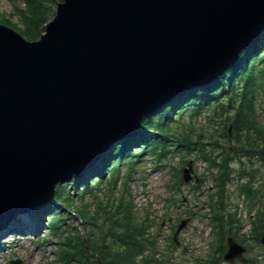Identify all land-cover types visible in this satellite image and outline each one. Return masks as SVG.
Returning a JSON list of instances; mask_svg holds the SVG:
<instances>
[{
    "label": "water",
    "instance_id": "1",
    "mask_svg": "<svg viewBox=\"0 0 264 264\" xmlns=\"http://www.w3.org/2000/svg\"><path fill=\"white\" fill-rule=\"evenodd\" d=\"M263 28L264 0H64L38 40L0 24V227Z\"/></svg>",
    "mask_w": 264,
    "mask_h": 264
},
{
    "label": "rangeland",
    "instance_id": "2",
    "mask_svg": "<svg viewBox=\"0 0 264 264\" xmlns=\"http://www.w3.org/2000/svg\"><path fill=\"white\" fill-rule=\"evenodd\" d=\"M56 1L61 0H41L43 5L52 11L55 10ZM24 5L25 0H0V23L8 22V26L15 30L21 29V18L17 11L24 9ZM50 9L47 13V16L49 15L47 20L51 18ZM256 102L259 122L264 125V92L259 94ZM207 113L209 111L205 109L202 112L203 115L193 121L187 119L186 115L184 117L186 130L191 129L201 135L204 141H208L211 135H216L223 127V123L216 120L217 117H208ZM220 140L223 141L222 138ZM222 145L232 150V142L223 141ZM213 152L214 154L219 153L216 148ZM172 155L173 153H169L158 161L151 156H145L143 161L135 165L136 169L129 173L126 172L127 161L124 160L121 162L122 166H119L117 183L113 188L101 184L100 187H94L92 191L82 192L83 197L79 196V192L75 189H71L68 182H65L62 186L63 191L72 199V203L68 207L71 214L64 210L67 206L62 201L58 203L64 208V213L69 214L61 216V218L66 217L62 222L64 227L72 228L71 236L84 234L86 228L84 222L80 221V216L77 214L79 212L94 216V221L99 224L95 227V231L100 234L105 230L104 219L111 218L107 211L112 212L118 207L119 202L120 205L131 203L134 219L145 222L148 225L147 233L153 237L154 243L149 244L146 250L148 254L155 252V256L165 259L167 264H190L196 257L204 258L211 255L213 253L211 249L214 247L212 235L214 227H212L211 202L208 196L212 191L210 186L213 176L207 173L205 178L201 179L199 187H195L193 181L179 184L178 178L189 159H195L193 168L196 172H200V169L204 172L206 164L193 153L183 152ZM91 180H95L93 176L88 182ZM83 181L85 182L84 179ZM248 186L251 192L247 191L249 196L246 197L240 191ZM51 208L52 212L49 210L44 212L39 207L18 214L8 223H12L14 229L4 232L3 227L0 228V264H10V260L13 259H19L21 264H64L57 257L60 249L58 243L60 237L64 235V228H59V233H61L59 236L51 230L45 220L52 214H58H56L58 208L55 205ZM260 208L264 209V167H259L258 172L245 182L233 178L228 185L227 196L224 200L225 212L230 213L233 219H239L244 225L239 235L250 233L245 219H248L247 216H250V213ZM241 214H245V218ZM120 215L121 213L117 214V216ZM183 219L189 220L177 235V243H173V233ZM18 223L21 229L17 228ZM248 248L247 255L253 261L247 264H254L256 260L258 261L256 264H263L264 249L250 244ZM221 264L228 263L222 261Z\"/></svg>",
    "mask_w": 264,
    "mask_h": 264
},
{
    "label": "trees",
    "instance_id": "3",
    "mask_svg": "<svg viewBox=\"0 0 264 264\" xmlns=\"http://www.w3.org/2000/svg\"><path fill=\"white\" fill-rule=\"evenodd\" d=\"M48 10L49 8L44 6L40 0H26V7L18 11L21 18V30L19 31L28 39L38 38L44 29L43 24L48 19ZM263 89L264 31L255 43L248 45L241 52L239 58L214 80L191 88L185 94L177 96L173 101L149 116L134 137L122 138L118 141L95 165V169L88 170L85 182H81V177L73 176L70 179V184L79 187V184L82 183L81 187L84 190H89L93 187L92 181L88 183L89 178L98 174L94 184H100L104 182V173L108 171L113 174L114 181H116L118 166L123 160L131 158L142 160L145 154H153L158 147H163V152H158L165 156L168 150L166 147L167 145L172 146V141H177L174 151L192 152L196 150L202 158H207L203 149L204 144L198 140L199 138L195 140L190 133L179 137L175 133L178 131L175 130L174 124L181 119L186 109L190 108L193 113L197 114L202 109L211 108L212 104L224 124L225 130L222 128L221 135L225 139L235 140L237 148L233 153L239 158L245 157L249 162H252L251 158L256 156L264 160V128L259 124L256 112V99L258 93ZM230 122L233 134L226 136L227 125ZM234 157V155L224 152V156L219 161H215V159L209 161L212 166L217 168L215 179L219 186L217 194L219 197L216 200L219 205L224 197L225 184L229 178L230 164ZM57 197H59L57 201H63L65 204L70 202L67 197H64L62 189H58ZM49 205L50 203H47L44 206L48 207ZM57 208L61 211L60 206ZM215 212L214 220L219 223L221 233L226 219H223L219 207ZM127 213L128 215L123 218L112 219V224L109 226L112 239L108 238L106 241L102 238L99 243L94 237L93 225L95 223L93 219L84 217L85 219L82 221L88 225L85 241L79 235L65 238L66 247L60 248L59 253L61 260L67 264H72V261H75V264H96V260L94 261L89 253L90 251L96 253L103 264H135L138 257L147 248L145 235L147 226L140 224L130 215L132 213L130 207H127ZM58 221H60L58 215L53 216L49 225L56 230L55 225L59 223ZM228 222L233 224L235 219H229ZM258 222L260 224H257L253 230L255 239H258L264 230V219H259ZM86 245L89 251H87ZM220 260L221 256L213 255L198 264H219ZM138 262H140L139 264H162L161 261L152 257H142Z\"/></svg>",
    "mask_w": 264,
    "mask_h": 264
},
{
    "label": "bare ground",
    "instance_id": "4",
    "mask_svg": "<svg viewBox=\"0 0 264 264\" xmlns=\"http://www.w3.org/2000/svg\"><path fill=\"white\" fill-rule=\"evenodd\" d=\"M74 212V211H73ZM22 216V215H21ZM25 222V221H24ZM23 223V222H22ZM20 223L17 224V228H20L19 227ZM46 228V227H45ZM8 229H14V225L11 223V224H8V226H5L3 227L2 231H7ZM64 258V257H63Z\"/></svg>",
    "mask_w": 264,
    "mask_h": 264
}]
</instances>
